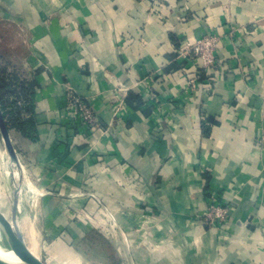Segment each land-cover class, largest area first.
<instances>
[{
  "label": "crops",
  "instance_id": "0c3cea01",
  "mask_svg": "<svg viewBox=\"0 0 264 264\" xmlns=\"http://www.w3.org/2000/svg\"><path fill=\"white\" fill-rule=\"evenodd\" d=\"M2 1L34 114L14 145L22 181L0 133V211L36 257L264 264V0ZM206 36L219 68L193 89L202 61L179 54ZM70 93L98 129L70 115Z\"/></svg>",
  "mask_w": 264,
  "mask_h": 264
},
{
  "label": "rangeland",
  "instance_id": "374dc122",
  "mask_svg": "<svg viewBox=\"0 0 264 264\" xmlns=\"http://www.w3.org/2000/svg\"><path fill=\"white\" fill-rule=\"evenodd\" d=\"M159 2L164 4L163 0H159ZM10 6L6 4L4 1L0 0V87L5 88V100L11 105V108H7V116L6 119L3 115V110L0 105V110L2 116L5 120V124L7 126V121L11 124L15 118V114L18 112L16 108L13 106L14 102H16V97L13 94L8 93L12 90H17L21 84L28 83V72L23 62L19 60V47L12 45L14 39L17 38L19 33L18 28L12 22L17 20L16 15L10 11ZM21 32V30H20ZM14 37V38H13ZM218 69V66L216 70ZM19 104H23L19 101ZM24 105V104H23ZM26 106V105H25ZM28 108V107H27ZM28 110V109H25ZM20 117L24 120L22 122H27L32 115L28 112H23L20 114ZM26 124V123H25ZM29 127V124H28ZM8 128V126H7ZM8 132L13 143H17L18 140L22 142V136L27 134L28 129L24 128L23 130H19L15 127L8 128ZM15 148V147H14ZM16 150V149H15ZM20 188L22 186L21 182L18 183ZM17 186V184H16ZM20 195V194H19ZM19 195L17 197H19ZM18 199V198H17ZM12 218L9 219L11 225L15 228V224L12 223ZM19 222V220H18ZM16 229V228H15Z\"/></svg>",
  "mask_w": 264,
  "mask_h": 264
},
{
  "label": "built area",
  "instance_id": "2783aa9c",
  "mask_svg": "<svg viewBox=\"0 0 264 264\" xmlns=\"http://www.w3.org/2000/svg\"><path fill=\"white\" fill-rule=\"evenodd\" d=\"M159 7L162 4L159 0H155ZM215 41L210 36L199 39L194 43H185L180 50V58L184 61H192L195 59H200L202 61V68H199L194 75L191 76L190 85L191 88L195 89L199 86L201 79V71L208 73L210 71L216 70L217 66L219 68V62L213 54L212 48L214 47ZM67 111L73 118L78 119L91 131H95L99 128L98 119L93 111L91 105L83 98L70 93L67 103ZM230 207L225 204L218 196L211 193L209 197V212L208 217L210 224L213 227L221 228L224 227L230 215Z\"/></svg>",
  "mask_w": 264,
  "mask_h": 264
},
{
  "label": "water",
  "instance_id": "95a60500",
  "mask_svg": "<svg viewBox=\"0 0 264 264\" xmlns=\"http://www.w3.org/2000/svg\"><path fill=\"white\" fill-rule=\"evenodd\" d=\"M0 133L3 138L6 150L9 154V157L12 155V151L16 153V150L11 141L8 128L5 124V120L2 116L0 110ZM10 148V149H9ZM17 188L19 184L15 185L14 191V205L17 202ZM12 216L17 218L16 212L14 210ZM0 234L4 242L7 243L9 250L15 255L18 259L17 262H12L2 256H0V264H44L38 257H36L26 246L25 241L17 229L11 225L10 221L5 217V215L0 211Z\"/></svg>",
  "mask_w": 264,
  "mask_h": 264
},
{
  "label": "trees",
  "instance_id": "16d2710c",
  "mask_svg": "<svg viewBox=\"0 0 264 264\" xmlns=\"http://www.w3.org/2000/svg\"><path fill=\"white\" fill-rule=\"evenodd\" d=\"M200 75H201L200 81H202L204 78V75H205L204 71H201ZM4 91H5V88L0 87V105H1V108L3 110L4 118L6 119V116H7L6 109L11 108L12 106L9 105L8 102L5 100V97H4L5 92ZM8 93H11V94H13L14 97H16L15 98L16 102H14L13 106L16 108V110L18 112L15 114V118L11 124L7 121V126L9 129L16 126L17 129L23 130L24 128H26V125H28L30 123L31 118L27 122H25L26 123L25 124L24 122H22L24 119L20 117V114L23 112H28V111L32 116L34 114L33 86L31 84H21L17 90H12ZM19 101H21L24 105L19 104L20 103ZM25 109H28V110H25ZM206 130H207V128H205V132H206Z\"/></svg>",
  "mask_w": 264,
  "mask_h": 264
},
{
  "label": "bare ground",
  "instance_id": "6f19581e",
  "mask_svg": "<svg viewBox=\"0 0 264 264\" xmlns=\"http://www.w3.org/2000/svg\"><path fill=\"white\" fill-rule=\"evenodd\" d=\"M10 159L12 162L13 174H14L15 179L17 180V182L22 181L23 180V167H22V164L20 162V159H19L17 153L12 151V155H11ZM18 192H19V188H17V194H18ZM11 220H12V223L15 224V228L19 231L20 224L18 222V219L15 216L14 217L12 216ZM29 250L36 256L34 251H32L31 249H29ZM0 256L6 258L8 260H11L12 262L18 261V259L11 252V250H9L7 243L3 241L1 234H0Z\"/></svg>",
  "mask_w": 264,
  "mask_h": 264
}]
</instances>
